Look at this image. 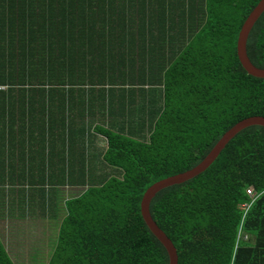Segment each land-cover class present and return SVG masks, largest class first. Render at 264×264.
<instances>
[{"label": "trees", "instance_id": "1", "mask_svg": "<svg viewBox=\"0 0 264 264\" xmlns=\"http://www.w3.org/2000/svg\"><path fill=\"white\" fill-rule=\"evenodd\" d=\"M260 1L0 0V220L58 225L47 264H169L142 199L264 117V78L237 54ZM247 53L264 69V13ZM150 212L178 264H264V126ZM5 236L0 264H18Z\"/></svg>", "mask_w": 264, "mask_h": 264}, {"label": "water", "instance_id": "2", "mask_svg": "<svg viewBox=\"0 0 264 264\" xmlns=\"http://www.w3.org/2000/svg\"><path fill=\"white\" fill-rule=\"evenodd\" d=\"M264 13V0H261L257 7L250 13L246 21L244 22L242 29L240 31L238 42H237V54L240 63L243 68L253 77L256 78H264V69L257 68L249 59L247 53V43L250 36V33L258 21V19ZM264 126V117H252L246 119L231 130H229L222 139L218 142V144L214 147L211 153L205 158V160L199 164L194 169L167 178L162 180L156 184H154L148 191L145 193L142 202H141V214L142 217L152 232V234L161 242V244L165 247L170 263L169 264H178V254L175 246L172 241L167 237V235L158 227L156 222L153 220L150 212V205L153 198L156 196L158 192L161 190L174 186L183 184L200 174L204 173L219 157L221 151L226 147V145L241 131L247 129L250 126Z\"/></svg>", "mask_w": 264, "mask_h": 264}, {"label": "rangeland", "instance_id": "3", "mask_svg": "<svg viewBox=\"0 0 264 264\" xmlns=\"http://www.w3.org/2000/svg\"><path fill=\"white\" fill-rule=\"evenodd\" d=\"M78 190L80 191L81 189L78 188ZM69 192L70 191L65 188L62 196H60L59 204L61 207H63V203L68 199ZM246 206L247 205H242L241 208ZM9 223L10 222H8L6 219L0 220V234L1 236L6 235L4 240L9 251L10 247L18 246V251L14 257L16 262L18 264H47L51 256V250L48 249V245L50 247L55 246L58 234V225L49 227L48 220H46L45 223H43L41 220H36L35 225H38L39 227L37 226L35 231H31L30 226L26 227V224L16 221L15 223L19 227L24 226L26 228L25 230L15 229V232H13L9 226ZM46 236L48 239H46ZM45 239L47 241L46 244L44 242ZM31 250H34V252L40 251L35 260L31 257V254H33L30 253Z\"/></svg>", "mask_w": 264, "mask_h": 264}, {"label": "crops", "instance_id": "4", "mask_svg": "<svg viewBox=\"0 0 264 264\" xmlns=\"http://www.w3.org/2000/svg\"><path fill=\"white\" fill-rule=\"evenodd\" d=\"M1 18L2 19H0V35L6 34V33H9L10 32V31H7V32L3 33V32H1L2 29L9 30L10 28H12L11 25L9 24L8 19H6L4 17H1ZM15 56H16V53H15ZM3 90H5V89H3Z\"/></svg>", "mask_w": 264, "mask_h": 264}, {"label": "built area", "instance_id": "5", "mask_svg": "<svg viewBox=\"0 0 264 264\" xmlns=\"http://www.w3.org/2000/svg\"><path fill=\"white\" fill-rule=\"evenodd\" d=\"M247 194H248L249 196L253 197V196H254V191H253L252 189H250V190H248ZM246 207H247V206H246ZM246 207H244V208H246ZM242 237H243V236H242V234H241V230H240V232H239V236H238V242H239L241 239L247 240L246 237H244V238H242Z\"/></svg>", "mask_w": 264, "mask_h": 264}, {"label": "clouds", "instance_id": "6", "mask_svg": "<svg viewBox=\"0 0 264 264\" xmlns=\"http://www.w3.org/2000/svg\"><path fill=\"white\" fill-rule=\"evenodd\" d=\"M240 232V231H239ZM238 236H239V234H238ZM237 240H238V237H237Z\"/></svg>", "mask_w": 264, "mask_h": 264}]
</instances>
